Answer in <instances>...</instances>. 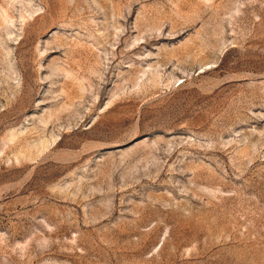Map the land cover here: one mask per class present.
<instances>
[{
	"label": "rangeland",
	"instance_id": "1",
	"mask_svg": "<svg viewBox=\"0 0 264 264\" xmlns=\"http://www.w3.org/2000/svg\"><path fill=\"white\" fill-rule=\"evenodd\" d=\"M0 264H264V0H0Z\"/></svg>",
	"mask_w": 264,
	"mask_h": 264
}]
</instances>
